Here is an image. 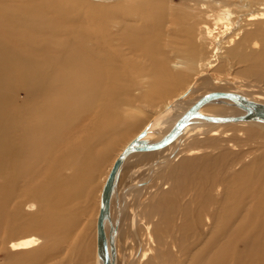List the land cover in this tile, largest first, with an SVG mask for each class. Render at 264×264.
I'll return each mask as SVG.
<instances>
[{
	"label": "bare ground",
	"instance_id": "6f19581e",
	"mask_svg": "<svg viewBox=\"0 0 264 264\" xmlns=\"http://www.w3.org/2000/svg\"><path fill=\"white\" fill-rule=\"evenodd\" d=\"M101 15L105 23H88ZM224 53L240 77H204L205 67L215 74L225 70L217 65ZM131 59L134 71L155 76L146 93L130 92L125 76ZM196 71L116 153L100 180L93 252L82 231L64 261L102 264L101 192L117 157L140 132L146 131L144 143L159 142L211 92L264 104V0H0V231L8 234V258L56 260L55 241L59 248L69 244L72 237L63 232L77 228L94 199L95 172L135 127L137 118L125 106L138 103L137 111L145 99L168 95L170 85ZM197 111L207 118L246 113L225 98ZM234 138L248 146L245 152ZM171 144L159 152H132L119 168L104 221L113 264H264V121L193 119ZM135 156L141 157L139 176L162 180L153 197L155 190L137 195L141 182L133 172L131 185L121 181ZM24 195L39 204V214H25L32 206L17 201ZM15 224L24 228L14 230ZM37 234L50 247L40 246Z\"/></svg>",
	"mask_w": 264,
	"mask_h": 264
},
{
	"label": "rangeland",
	"instance_id": "374dc122",
	"mask_svg": "<svg viewBox=\"0 0 264 264\" xmlns=\"http://www.w3.org/2000/svg\"><path fill=\"white\" fill-rule=\"evenodd\" d=\"M233 1H237V0H233ZM176 2L178 3V1H176ZM100 5L106 7V5H109V4H106V5L99 4V6ZM95 17L97 19H95ZM95 17L94 18H90L91 21L88 22V23H90L91 25H96V24L99 25V24L105 23L107 21V18L105 17V15L95 16ZM224 49L227 50L228 47H225ZM135 59L140 60V58H135ZM129 63L131 65H129L128 67L126 66L127 76H125V77H127L130 80V81L128 80L130 84L132 83V85H131L132 89L129 88L130 92L133 93L134 95L135 94L139 95V94H143V93L148 92L150 90V88H148V86H150V84H152L155 76L153 74L149 73V72H136V71L133 70L134 69V65H133V60L132 59H131V62H129ZM140 63H143L142 59L140 60ZM227 63L229 65H226ZM217 65H222L225 70H221V72L219 74H215V73L211 72V69H207L205 67L203 72H204V74H207V75H205L204 77H209V78L210 77H214V78L215 77H222V78L228 77L229 81H233V78L240 77L238 74H235L236 66L234 65V66L230 67L231 65L229 63V59L227 58L226 53L222 54L221 58L217 62ZM197 73H200V72L196 71V72L190 73L189 75H186L188 77L185 76L183 78H180L179 81H177L174 84L170 85L169 86V88H170L169 92L170 93L168 95H159L157 97L155 96L154 98L152 97V98H149V99H145L146 103L140 104V107H139L140 109L137 110V111H136L135 108L137 107L138 103H135L131 107H126L125 106V110L128 111V112H130V111L127 110V109L132 110L131 111L132 114H134V116L137 118L136 122H134L135 123L134 124L135 127H134L133 131L131 130V132H129L125 136L121 137L118 141H116V143L112 147L113 149H111V151L109 153L108 158L101 164L100 168L95 172V174H94L95 185L93 186V193H92V197L94 199L91 200L92 202H91V205L89 206V209L87 211L83 212V215H82V213L79 214L77 228L75 227L73 230H68V231H70V235L66 231L63 232L64 234H68L69 238H70V236L72 237V238L68 239L70 241L69 244L65 245L66 246L65 248H63V246L60 245V248H59V244H60L59 238L55 241V247L57 248V251H56V255L57 256L55 257L56 260H53V262H51L49 264H76V263H73L72 260L71 261H64V259L62 257L65 256L64 253H66V250H68V252H69V250H71L73 248V246L75 245V241L77 240V236H78L79 232H82V231H83L82 233L85 234L86 238L87 239L89 238L90 244H91V249H92L91 253L93 252V241L95 239L94 238V222H95L96 211H97V206H98V201H97L98 191H99V188L101 186V181L100 180H102L104 175L107 173V171L109 169V166L111 165V162L115 158V155L119 151L121 146L123 144H125L136 133H138V131L144 126V124L152 117V113H153V111L156 108H158L159 106H162L171 97H173L174 95H177L178 93L183 91L186 88V86L188 85V83L191 82L192 79L196 77ZM244 81L249 82L250 84H254L255 83L254 81H251V80H244ZM196 92H197L196 93V95H197L199 93V91L196 90ZM196 95L192 96L191 99H193ZM240 140H241V138H234L231 141H232V143H235L238 146H242V149L245 152L248 146H245L243 144H238V142H240ZM189 144H191V142L188 143L187 145H189ZM171 145L172 144L170 143V145H167L166 147L162 148L161 150H166L167 148L169 149V148H171ZM189 146L194 148V149H199V148H201L202 144H200V143L199 144H197V143L193 144L192 143ZM161 150L158 149L156 151L159 152ZM154 154L155 153H152L151 157H153ZM255 154H256V152H255ZM140 159H141V157L140 158H136V156H135V157H133L130 160L129 163L128 162L126 163V167H125V170H124V173H123V178H122L121 181H122V183L125 186L127 184H129L130 182L127 183L128 175H129L130 172H133L134 176H135L134 178L139 179V181L141 182L140 185H139L140 186L139 189L137 188V190H138L137 191V195L139 196V194H141V192H143V191H144L143 194L146 195V193L150 192L151 190H153V191L155 190L154 193H151L152 196H148V197H153L156 194V192H158V191H156V189L162 183V180L155 179L153 181H150L151 178L148 175H143L142 174L141 176H139L140 173H138V172L140 170H138V166L136 164L139 162ZM143 164L146 167H147V165H150V159L147 156H145V161L143 162ZM148 172H151V171H148ZM134 178L132 180H134ZM167 181H170L169 178H167ZM158 182H159V184H157ZM153 184H154V186H153ZM129 185H131V183ZM144 185L145 186L147 185L146 188H145ZM25 197H26V195L21 196V197H19L17 199V201L23 202L25 204L24 208L27 209V210H28L29 205L32 206V207L29 208V212L30 213L25 212V214H28V215L31 214V213L32 214L33 213L39 214L38 213L39 209H40L39 206H38L39 204H37L36 202L29 203L27 199H23ZM137 200H138V198H137ZM122 209H123V214L126 215L127 207L125 206ZM123 214H122L123 218H126L125 215H123ZM23 228L24 227L21 226L20 224L12 225V229H14V230H20V229H23ZM37 236L39 237V239L41 241V245L40 246L50 247L51 243L47 242L41 234H37ZM118 236H119V240H120L121 245L125 246V232L123 231V229L120 231ZM127 236H128V240L127 241L129 243H132L133 239H134V236L132 237V234H128V235H126V237ZM7 237H8V234L6 233V231H0V264H26L25 261L16 262V261H20L21 259H24V257H13L11 259V256H10L8 258L9 254L7 253V250H8ZM121 245L119 244V248H118L119 251L121 250ZM58 248H59V250H58ZM39 260H41V259L39 258ZM38 264H44V263H40V261H39ZM87 264H91V262L89 261Z\"/></svg>",
	"mask_w": 264,
	"mask_h": 264
},
{
	"label": "water",
	"instance_id": "95a60500",
	"mask_svg": "<svg viewBox=\"0 0 264 264\" xmlns=\"http://www.w3.org/2000/svg\"><path fill=\"white\" fill-rule=\"evenodd\" d=\"M218 98H225L231 100L236 103L240 108L244 109L246 113L237 117H215V118H207L198 113V108H200L204 103L215 100ZM193 119H202L210 122H220V121H240V120H262L264 121V104L252 102L243 99L242 97L230 94L226 92H211L204 95L200 98L193 106H191L185 114L179 118V120L175 123L174 127L171 131L164 136L159 142L146 144L141 139L145 136L146 131L143 130L140 132L129 144L124 148V150L119 154L116 161L114 162L107 179L104 183L101 198H100V208H99V216L97 220V254L101 259L102 264H113V261L110 257L105 233H104V221L109 217V201L111 197V193L114 186L115 178L118 174L119 168L123 163L125 157L132 152H148L154 151L158 149H162L172 143L175 136L179 133V129L187 125ZM113 253L111 249V254Z\"/></svg>",
	"mask_w": 264,
	"mask_h": 264
}]
</instances>
